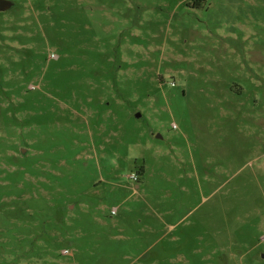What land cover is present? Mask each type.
Returning a JSON list of instances; mask_svg holds the SVG:
<instances>
[{
  "label": "rangeland",
  "instance_id": "obj_1",
  "mask_svg": "<svg viewBox=\"0 0 264 264\" xmlns=\"http://www.w3.org/2000/svg\"><path fill=\"white\" fill-rule=\"evenodd\" d=\"M0 264H264V0H11Z\"/></svg>",
  "mask_w": 264,
  "mask_h": 264
},
{
  "label": "water",
  "instance_id": "obj_2",
  "mask_svg": "<svg viewBox=\"0 0 264 264\" xmlns=\"http://www.w3.org/2000/svg\"><path fill=\"white\" fill-rule=\"evenodd\" d=\"M15 3L11 0H0V11H5L13 8Z\"/></svg>",
  "mask_w": 264,
  "mask_h": 264
},
{
  "label": "flooded vegetation",
  "instance_id": "obj_3",
  "mask_svg": "<svg viewBox=\"0 0 264 264\" xmlns=\"http://www.w3.org/2000/svg\"><path fill=\"white\" fill-rule=\"evenodd\" d=\"M1 12V11H0Z\"/></svg>",
  "mask_w": 264,
  "mask_h": 264
}]
</instances>
